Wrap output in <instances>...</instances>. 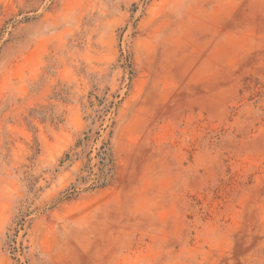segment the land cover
<instances>
[{
  "label": "rangeland",
  "instance_id": "1",
  "mask_svg": "<svg viewBox=\"0 0 264 264\" xmlns=\"http://www.w3.org/2000/svg\"><path fill=\"white\" fill-rule=\"evenodd\" d=\"M0 264H264V0H0Z\"/></svg>",
  "mask_w": 264,
  "mask_h": 264
},
{
  "label": "trees",
  "instance_id": "2",
  "mask_svg": "<svg viewBox=\"0 0 264 264\" xmlns=\"http://www.w3.org/2000/svg\"><path fill=\"white\" fill-rule=\"evenodd\" d=\"M129 68L131 66L129 65ZM91 104L94 105V101H91ZM99 107L95 111V115H91L89 117V127L87 130H85L82 134V137L76 142L75 149H80V153H75V159L79 160L81 155L85 154L88 158V163L92 161L90 158V154L93 151L86 152V147L89 145L90 141L96 142L100 140L102 136V131L105 129L104 122L105 118L109 112V108L104 106V102H99ZM100 121V125L97 129H95V125L97 122ZM73 156H71L69 153L65 155V158L60 161L61 165L65 164L67 160H71ZM97 159L96 167L97 172L94 173V183L92 187H90L89 190H96L100 188H105L113 180L114 171H115V159L113 155V151L111 149L110 141L103 142L100 147L97 149L96 156ZM90 173L93 174V171L90 170ZM76 185H73L72 190L75 192ZM71 196L73 193H68ZM70 196L68 195L67 198Z\"/></svg>",
  "mask_w": 264,
  "mask_h": 264
}]
</instances>
